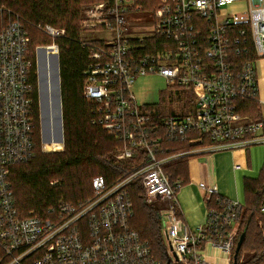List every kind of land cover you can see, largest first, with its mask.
<instances>
[{"label":"built area","instance_id":"built-area-1","mask_svg":"<svg viewBox=\"0 0 264 264\" xmlns=\"http://www.w3.org/2000/svg\"><path fill=\"white\" fill-rule=\"evenodd\" d=\"M145 12L140 0H100L90 7L86 28L97 25L116 36L84 42L91 59L84 95L92 103V122L120 141L116 158L142 154L146 160L112 184L102 174L94 176L88 200L61 203L50 209V217L22 215L16 203L12 167L35 154L33 62L29 33L18 15L0 30V264H233L242 203L217 194L205 223L193 228L178 199L184 182L171 181L164 165L264 143V120L242 112L244 100L258 97L255 63L264 57V0H159ZM132 15L151 20L134 24ZM39 26L59 55L56 39L65 29ZM144 31L151 33H134ZM149 73L165 75L168 85L194 88L192 109L160 115L144 108L132 87L138 75ZM178 141L189 148L166 146ZM137 177L147 202L162 203L157 207L166 263L132 225L129 184ZM200 187L216 193L205 183Z\"/></svg>","mask_w":264,"mask_h":264},{"label":"trees","instance_id":"trees-1","mask_svg":"<svg viewBox=\"0 0 264 264\" xmlns=\"http://www.w3.org/2000/svg\"><path fill=\"white\" fill-rule=\"evenodd\" d=\"M77 1L0 0V30L14 15H18L29 33L30 47L34 41H46L45 36H41L43 32L37 27L38 23H50L65 29V35L56 39L60 46L64 129V150L59 152L46 153L40 150L37 64L34 52L30 49L29 53L33 62L31 78L35 87V155L27 162L14 165L11 170L16 203L20 213L25 216L34 211L38 215L50 217V209L61 203L82 204L94 194L92 186L94 176L102 174L107 183L112 184L119 178L135 172L146 160L142 154L125 160L117 159L115 153L121 145L120 141L102 126L92 122V103L84 95L86 84L84 72L91 59L90 51L87 46L84 47L75 20ZM91 1L95 3L100 0ZM150 1L140 0V3L148 2L146 8L153 10L159 0ZM250 50L254 58L252 40ZM50 52L53 59L54 55L52 51ZM45 72L44 67V78ZM259 106L258 97L244 100L242 112L254 119H263ZM166 146H169L171 151L175 148L181 150L189 148L186 142L180 141L168 143ZM188 159L184 157L164 165L171 181L179 178L184 184L189 181ZM53 180L58 181L52 183ZM243 185L246 203L242 204L239 234L245 233V239L238 255V264H264V215L261 212L264 205V174L257 178L245 177ZM129 191L135 208L133 227L149 241L156 256L166 263V245L161 232L159 208L147 202L141 177L135 178L129 184ZM217 198L218 195L213 193L207 201V206L215 205Z\"/></svg>","mask_w":264,"mask_h":264},{"label":"rangeland","instance_id":"rangeland-1","mask_svg":"<svg viewBox=\"0 0 264 264\" xmlns=\"http://www.w3.org/2000/svg\"><path fill=\"white\" fill-rule=\"evenodd\" d=\"M151 2L150 0H148ZM96 3V2H95ZM91 0H78L75 5L77 8V15L75 17L76 23L78 25V29L80 31V36L82 42L85 43H99L103 41H111L116 36L114 30L105 29L100 26H90L86 28L85 21L89 18L88 14L90 12V7L94 5ZM148 3V2H147ZM147 3H143L144 9L146 10V14L151 13L148 10ZM151 20L150 16L146 15H132L130 17V21L132 23H141ZM5 24V23H4ZM45 23H38L37 27L42 31L39 25H44ZM50 24V23H47ZM53 25V24H50ZM57 28H63L59 25H53ZM41 36H45L46 41H34L31 43V52L33 51L36 57L37 64V79H38V62H39V53L40 50L45 52V69H46V80H47V92H48V101L42 106V110L40 107L39 101V119H40V150L43 152H59L64 150V136L62 137V123H61V106H59V99L57 95H59L58 91L54 88L55 81V70L57 69L55 63V55L53 59H51V52H46L44 50H50L49 45L52 44V37L42 31ZM149 31L144 32H136L135 35H146L150 34ZM31 40V39H30ZM46 48H43V47ZM59 81V80H58ZM61 81V80H60ZM61 83V82H59ZM133 92L135 93L138 102L146 109H148L153 114L158 113L160 115H169L174 113H186L189 112L194 106V97L195 90L194 88L187 85H168V79L165 75L161 73H149L145 75H138L133 83ZM38 97H39V83H38ZM260 111L262 114V118L264 119V104L260 102ZM41 115L43 120V129L41 124ZM64 130V129H63ZM52 134L51 136H49ZM240 153L242 155L241 160L245 166V169L239 171L235 177L230 180L231 189H238L239 191L235 194L234 198H230L232 200H238L240 203H246V197L244 192V177H261L264 174V143H253L250 146H239ZM55 150V151H51ZM35 155V154H34ZM116 155V153H115ZM182 159V158H180ZM190 159V165L192 164V159ZM202 163L206 161L204 156L198 158ZM178 160V159H177ZM192 178V174H191ZM193 179V178H192ZM219 180L221 186L223 187L224 173L222 170L219 172ZM58 180H53L52 183H56ZM215 181V179H214ZM199 189V188H198ZM203 199V198H202ZM156 206H161V202H156ZM264 215V212H262ZM198 225H190L193 228L200 226ZM259 225L261 226L260 222ZM242 229V228H241ZM252 232V230H251ZM242 232H240V235ZM247 259L246 256H244Z\"/></svg>","mask_w":264,"mask_h":264},{"label":"crops","instance_id":"crops-1","mask_svg":"<svg viewBox=\"0 0 264 264\" xmlns=\"http://www.w3.org/2000/svg\"><path fill=\"white\" fill-rule=\"evenodd\" d=\"M136 33V32H134ZM39 73L41 81V103L42 106L48 101L47 80L44 78L43 69L45 65V52L40 50L39 53ZM256 72L258 76V98L260 102L264 104V57L259 58L256 63ZM58 68L55 70V90L59 87L58 81ZM44 78V79H43ZM60 94V91H58ZM60 96L57 95L59 99ZM60 101V100H59ZM61 106V101L59 102ZM239 148H225L219 149L212 152L198 153L194 155L187 156L192 159V164L190 165V159H188L189 166V181L184 184V186L178 192V199L181 205L183 218L190 225H198L203 223L207 216V201L211 197L206 190L200 187L201 183H205L206 186L211 187L216 193L228 198H234L235 194L239 191L238 189H231L230 180L235 177V175L245 169V166L241 160L242 155ZM204 156L206 161L200 162L199 157ZM240 165V168L236 166ZM222 170L224 173L223 187L221 186L219 180V172ZM192 174V178H191ZM248 177V176H245ZM244 177V178H245ZM215 179V181H214ZM199 188V189H198ZM203 198V199H202Z\"/></svg>","mask_w":264,"mask_h":264},{"label":"water","instance_id":"water-1","mask_svg":"<svg viewBox=\"0 0 264 264\" xmlns=\"http://www.w3.org/2000/svg\"><path fill=\"white\" fill-rule=\"evenodd\" d=\"M56 63L58 65L59 68V82L60 81V56L56 55ZM40 69H39V65H38V83H39V101H40V107L42 110V103H41V96H42V90H41V81H40V73H39ZM44 79V78H43ZM59 90H60V99H61V123H62V137L64 136V130H63V113H62V95H61V83H59ZM41 124H42V129H43V120H42V115H41ZM245 239V233H242L239 237V240L237 242V246L235 249V253H234V262L233 264H238V255L240 252V249L242 247V244L244 242ZM167 264H172L171 261H168Z\"/></svg>","mask_w":264,"mask_h":264},{"label":"bare ground","instance_id":"bare-ground-1","mask_svg":"<svg viewBox=\"0 0 264 264\" xmlns=\"http://www.w3.org/2000/svg\"><path fill=\"white\" fill-rule=\"evenodd\" d=\"M49 47H50V46H49ZM43 48H46V47H43ZM50 48L52 49V47H50ZM51 49H50V50H44V51H46V52L48 53V52L52 51ZM52 53L54 54V52H52ZM54 55H55V54H54ZM55 63H56V56H55ZM56 66H57V68H58L57 63H56ZM57 73H58V79H59V68H58V72H57ZM59 96H60V95H59ZM60 101H61V99H60Z\"/></svg>","mask_w":264,"mask_h":264}]
</instances>
